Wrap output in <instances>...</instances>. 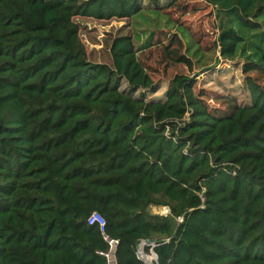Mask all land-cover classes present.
<instances>
[{
  "label": "trees",
  "instance_id": "trees-1",
  "mask_svg": "<svg viewBox=\"0 0 264 264\" xmlns=\"http://www.w3.org/2000/svg\"><path fill=\"white\" fill-rule=\"evenodd\" d=\"M206 1L251 94L224 113L197 74L147 100L131 35L113 39L112 64L89 59L76 18H131L143 0H0V264H108L93 211L117 264H146L142 240L159 264H264V87L249 74L264 76V0Z\"/></svg>",
  "mask_w": 264,
  "mask_h": 264
},
{
  "label": "rangeland",
  "instance_id": "rangeland-1",
  "mask_svg": "<svg viewBox=\"0 0 264 264\" xmlns=\"http://www.w3.org/2000/svg\"><path fill=\"white\" fill-rule=\"evenodd\" d=\"M143 5V9L131 18H76L90 60L112 64L113 39L128 34L133 36L138 56L155 82L157 90L154 93L147 91V100H165L176 74H197L196 91L201 93L211 110L229 111L233 101L242 106L251 104L246 74L242 70L244 58H222L218 46L221 17L211 4L206 0H179L176 3L143 0ZM173 49L191 58V70L186 64L172 60L169 51ZM249 74L264 87L263 75ZM121 89L129 91L127 82L123 81ZM140 93L141 90L134 96L139 97ZM164 207L171 210L165 205L153 206L152 211L163 214ZM153 264L157 263L154 261Z\"/></svg>",
  "mask_w": 264,
  "mask_h": 264
},
{
  "label": "built area",
  "instance_id": "built-area-1",
  "mask_svg": "<svg viewBox=\"0 0 264 264\" xmlns=\"http://www.w3.org/2000/svg\"><path fill=\"white\" fill-rule=\"evenodd\" d=\"M168 213H170L169 207H164L163 214H168ZM179 219L181 220L182 218L179 217ZM88 222L89 224H96V223L99 224L101 231L104 235V238L109 244V249L107 251H101L100 253L107 258L108 264H117L116 249L119 244V239L113 238L105 232L106 220L104 216L98 211H93L88 218Z\"/></svg>",
  "mask_w": 264,
  "mask_h": 264
},
{
  "label": "water",
  "instance_id": "water-1",
  "mask_svg": "<svg viewBox=\"0 0 264 264\" xmlns=\"http://www.w3.org/2000/svg\"><path fill=\"white\" fill-rule=\"evenodd\" d=\"M146 245H151L152 246V252L150 254L145 253V246ZM157 243L155 241L147 242L146 240H142L139 245H138V254L139 256L145 261L146 264H153L152 262L155 261L157 264L158 262V254L154 250L155 246ZM151 261L149 260V257H151Z\"/></svg>",
  "mask_w": 264,
  "mask_h": 264
},
{
  "label": "bare ground",
  "instance_id": "bare-ground-1",
  "mask_svg": "<svg viewBox=\"0 0 264 264\" xmlns=\"http://www.w3.org/2000/svg\"><path fill=\"white\" fill-rule=\"evenodd\" d=\"M149 260H150V257H149ZM151 261V260H150Z\"/></svg>",
  "mask_w": 264,
  "mask_h": 264
}]
</instances>
